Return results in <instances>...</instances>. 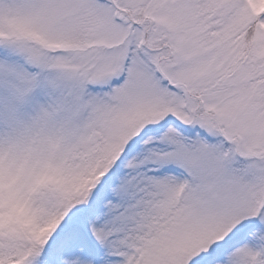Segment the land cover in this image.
Listing matches in <instances>:
<instances>
[{"label": "rangeland", "instance_id": "1", "mask_svg": "<svg viewBox=\"0 0 264 264\" xmlns=\"http://www.w3.org/2000/svg\"><path fill=\"white\" fill-rule=\"evenodd\" d=\"M251 1L0 0L8 195L23 201L42 172L84 199L128 145L142 139L148 152L130 158L142 168L118 185L121 195L130 184L139 193L97 224L101 248L73 229L65 250L77 264H194L214 239L244 227L228 264H264V21L248 49L237 37ZM67 159L86 168L84 186L66 185ZM43 215L40 236L51 219ZM130 224L146 237L144 253L137 233L124 240ZM14 253L0 264H26L27 254Z\"/></svg>", "mask_w": 264, "mask_h": 264}, {"label": "trees", "instance_id": "2", "mask_svg": "<svg viewBox=\"0 0 264 264\" xmlns=\"http://www.w3.org/2000/svg\"><path fill=\"white\" fill-rule=\"evenodd\" d=\"M263 1H251V13L253 16L239 31L240 34H237L239 32L236 33L239 41L242 38L245 39L243 49L249 48L255 27L264 21V8H260ZM256 3L260 5L258 6ZM235 36L233 40H236ZM262 75L263 80L264 72ZM144 143L142 139H138L135 143L128 145V153L118 157L109 170L99 174L101 179L97 182L96 188L90 190L87 193V198L83 197L84 199H77V196L82 192H79L80 194L77 193L78 189L74 190L73 186L78 185L79 179H81L79 182L84 186L87 183L89 174L86 168L75 170V165L73 166L72 164L73 159L64 160V168L62 169L66 185L72 188V191L63 188L56 189L50 182H46L41 178L42 172L41 174L38 172L37 181H32L27 186L28 188L25 190L26 196L23 201L18 202L15 198L8 195L6 188L0 186V260L11 263L14 260V252H20L24 256L28 255L26 264H73V259L65 254V244L73 235L75 227L81 228L91 240L98 239L97 243L99 244L104 241V236L99 237L97 224L106 218H110L119 209L120 205L123 206L122 204L125 203L128 197H132L133 193H139L137 186L130 184V190L125 195H121L118 185L122 180L128 179L133 170L136 173L142 168L133 167L130 158L132 156L134 158L146 156L148 152L144 147ZM131 151H133V155ZM91 160H96L97 163L92 165L90 159L86 162L90 164V166H87L90 172L95 170L100 163L98 156L92 157ZM76 173L78 175L74 176ZM4 177L8 179L6 175ZM16 177L8 181V187L16 183ZM70 203L74 204L73 211H70ZM52 209H57V212L53 214ZM43 213L46 214L47 218L51 219L47 224V230L40 236L38 227L43 220ZM112 225L113 223L110 222L104 232L108 231V228ZM256 226L258 232L262 234L260 224ZM244 228L237 230V233L233 235L214 239L208 248L209 252L199 255L194 264L228 263L227 249L233 246L235 241L240 238L241 235L239 234ZM128 233L131 235L137 233L133 224H130L128 230L123 233L125 241L128 240L126 238ZM137 234L139 235V233ZM118 239L121 243V235L118 236ZM134 239L136 240V245L141 247L142 253H144L143 248L145 247L146 237L141 234L139 238ZM127 246L128 244L125 247L118 246L117 248L126 252ZM46 249L50 251L46 255V261L40 260L39 257L46 254ZM12 254L14 256L10 258ZM214 254H216V257ZM247 264L254 263L248 261Z\"/></svg>", "mask_w": 264, "mask_h": 264}]
</instances>
